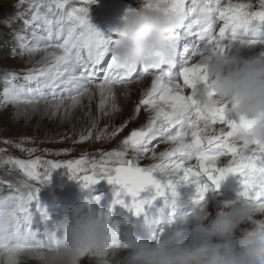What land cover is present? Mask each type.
<instances>
[{
    "label": "snow or ice",
    "instance_id": "6c2138e0",
    "mask_svg": "<svg viewBox=\"0 0 264 264\" xmlns=\"http://www.w3.org/2000/svg\"><path fill=\"white\" fill-rule=\"evenodd\" d=\"M95 2L31 0V18L24 24L33 26L32 39L18 34V50L24 55L43 49L47 53L45 63L29 70L23 77V85L16 83V72H6L2 78L6 86L0 92V107L33 105L49 96L61 99L64 95L75 106L81 97L90 94L89 85H94L100 93L103 105L107 99L114 98L116 86L131 83L148 72L153 75L151 86L143 93L135 111L139 112L143 106L151 115L146 124L123 139L118 150L102 152L99 159L82 156L60 162L9 158L8 162L26 179L18 186L9 184L12 194L0 199V248H43L49 235L55 238V233L49 234L47 228L38 236L30 230V224L33 205L45 220L50 218L39 206L38 192L49 181L51 172L60 167L66 168L69 178L80 182L85 189L100 179L118 185L113 204L126 207L133 216L143 217L146 222L158 200L161 201L159 213L167 214L169 225L173 222L174 205L179 200L177 189L182 184H194L193 198L203 200L209 186H218L229 174L240 177L238 199L255 202L264 209V146L235 139L239 130L250 129L254 121L244 115H233L234 106L228 104H220L207 114L202 112L198 106L202 90L209 98L215 96V90L206 67L198 60L192 62L193 57L228 58L233 53L243 56L259 48L254 56L264 63V0H258L255 9L251 3L232 0H143V6L163 5L166 14L182 21V27L165 40V48L174 54L155 53L149 68L139 67V70L111 55L112 41L89 22V7ZM24 3L25 0H19L17 7ZM187 37L195 39L189 44ZM12 52L16 54L17 49L13 48ZM91 134L89 131L80 139L86 140ZM100 138L98 135L97 139ZM157 140L170 147L157 154L153 146ZM149 153L157 162L140 166L139 160ZM192 157L196 164L185 167L182 158ZM221 157H230L226 166H218ZM153 173H158L160 179ZM145 191L148 195L140 198V193ZM123 196L131 198L127 204ZM110 213L111 209L107 214Z\"/></svg>",
    "mask_w": 264,
    "mask_h": 264
},
{
    "label": "clouds",
    "instance_id": "9594fccd",
    "mask_svg": "<svg viewBox=\"0 0 264 264\" xmlns=\"http://www.w3.org/2000/svg\"><path fill=\"white\" fill-rule=\"evenodd\" d=\"M181 27L182 21L166 14L163 5H141L139 10L126 11L120 17L115 30L118 38L112 41L110 54L124 65L148 69L153 54H174L165 48V40ZM198 63L206 67L215 90L213 98L202 90L200 110L207 114L220 104L234 106L233 115L254 121L250 129L239 130L235 139L264 146V63H259L256 56L236 53L228 58L202 56ZM174 206L177 209L178 202ZM257 216L264 217V209L255 202L234 199L224 203L205 224L208 206L200 202L191 210L192 226L187 233L168 230L167 214L157 215L154 223L165 230L153 242L136 234L138 227H145L143 223H130L126 216L113 220L107 213L94 212L89 201L81 199L47 229L49 234L55 233V238L49 235L43 248H0V264H26L27 260L36 264H80L85 257L95 258L97 264H113L118 253L125 250L129 252L126 264H264V223L239 228ZM238 229L237 241L224 239ZM56 233L61 234L59 238Z\"/></svg>",
    "mask_w": 264,
    "mask_h": 264
},
{
    "label": "rangeland",
    "instance_id": "374dc122",
    "mask_svg": "<svg viewBox=\"0 0 264 264\" xmlns=\"http://www.w3.org/2000/svg\"><path fill=\"white\" fill-rule=\"evenodd\" d=\"M98 0L89 7V16L97 14L109 15L101 9ZM127 5V8L139 10L143 0H118ZM233 3H251L253 8L258 7V0H232ZM31 0H25L23 5L19 0H0V76L3 77L8 71L16 72L17 76L26 75L31 69H36L45 63L47 53L41 49L34 54H19L18 41L16 36L23 35L32 39L31 33L33 26L26 27L24 21L30 20L31 11L29 10ZM125 8V6H124ZM104 34V33H103ZM16 48V54L12 49ZM259 48L248 51L246 55L254 56L259 52ZM199 57H193L192 62H196ZM153 79V75L144 76L133 80L126 85H118L114 89V98L107 99L101 105L102 97L94 85H89L90 94L81 97L80 103L73 106L68 96L61 99H53L49 96L47 100H42L37 104H7L0 107V188L1 184L20 185L25 181L23 174L9 163V158L16 160H35L40 158L42 161L77 160L82 156L88 159H99L102 152L118 150L132 130L138 129L146 124L150 112L144 110L143 106L139 112L135 108L151 85L144 82L147 78ZM143 80V81H141ZM6 85L2 83L0 92ZM187 92V90H186ZM2 98V97H0ZM59 104V107L57 105ZM215 127L219 128V125ZM91 131V137L81 140V136H87ZM115 131V135L112 133ZM100 139H97V136ZM155 151L158 153L170 147L169 144L153 142ZM34 149V151H29ZM227 164V159L221 158L220 161ZM151 159V153L139 160L140 166H148L155 163ZM185 167L191 164H185ZM154 177L160 179L158 173H153ZM107 181L100 179L96 184L87 189H94L98 183ZM64 184V186H62ZM68 184L67 187L65 185ZM70 186L79 188L82 191L87 189L81 183L69 178L68 170L64 167L55 169L47 183L40 189L59 190L64 194L68 192ZM77 186V187H74ZM180 196L187 199L193 198L195 188L190 184H182L178 187ZM140 194L147 196L148 192ZM9 196V195H8ZM7 197V196H6ZM185 198V199H186ZM186 199V200H187ZM234 200L230 197L218 194H208L200 202H207L209 217L206 222L214 218L217 210L224 203ZM188 201V200H187ZM35 207V205H33ZM255 220L264 217H254ZM252 223L246 221L239 228L250 227ZM233 234L239 235V229ZM26 264H36L35 261L27 260ZM80 264H97L95 258L85 257ZM113 264H125L124 261L113 262Z\"/></svg>",
    "mask_w": 264,
    "mask_h": 264
},
{
    "label": "water",
    "instance_id": "95a60500",
    "mask_svg": "<svg viewBox=\"0 0 264 264\" xmlns=\"http://www.w3.org/2000/svg\"><path fill=\"white\" fill-rule=\"evenodd\" d=\"M101 6L109 11L114 17L120 19V17L131 8H127V5L118 0H104L100 2ZM125 6V8H124Z\"/></svg>",
    "mask_w": 264,
    "mask_h": 264
},
{
    "label": "bare ground",
    "instance_id": "6f19581e",
    "mask_svg": "<svg viewBox=\"0 0 264 264\" xmlns=\"http://www.w3.org/2000/svg\"><path fill=\"white\" fill-rule=\"evenodd\" d=\"M48 51H51V50L49 49ZM141 81H143V80H141ZM151 81H152V79L149 76V78H147L146 80L144 79L143 84H145L144 82H146L149 85H151ZM128 255H129L128 250H125V251H122V252L118 253L115 262H119V260H121V261H124L125 264H126V260H127V256Z\"/></svg>",
    "mask_w": 264,
    "mask_h": 264
},
{
    "label": "trees",
    "instance_id": "16d2710c",
    "mask_svg": "<svg viewBox=\"0 0 264 264\" xmlns=\"http://www.w3.org/2000/svg\"><path fill=\"white\" fill-rule=\"evenodd\" d=\"M3 77L0 76V86L2 85V79Z\"/></svg>",
    "mask_w": 264,
    "mask_h": 264
}]
</instances>
